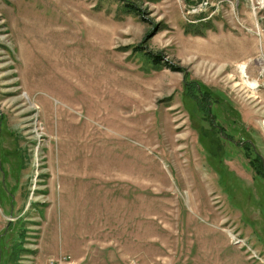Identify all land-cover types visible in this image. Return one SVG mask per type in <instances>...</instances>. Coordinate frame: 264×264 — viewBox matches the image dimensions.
Segmentation results:
<instances>
[{"label":"rangeland","instance_id":"1","mask_svg":"<svg viewBox=\"0 0 264 264\" xmlns=\"http://www.w3.org/2000/svg\"><path fill=\"white\" fill-rule=\"evenodd\" d=\"M254 3L0 0V264H264Z\"/></svg>","mask_w":264,"mask_h":264},{"label":"bare ground","instance_id":"2","mask_svg":"<svg viewBox=\"0 0 264 264\" xmlns=\"http://www.w3.org/2000/svg\"><path fill=\"white\" fill-rule=\"evenodd\" d=\"M237 69L240 71L246 87L253 91L264 82V62L262 59L256 62L239 64Z\"/></svg>","mask_w":264,"mask_h":264},{"label":"built area","instance_id":"3","mask_svg":"<svg viewBox=\"0 0 264 264\" xmlns=\"http://www.w3.org/2000/svg\"><path fill=\"white\" fill-rule=\"evenodd\" d=\"M256 10H262L261 0H255V3L252 6L251 12L255 14ZM46 264H72L68 256L58 255L56 257L49 258L46 260Z\"/></svg>","mask_w":264,"mask_h":264},{"label":"crops","instance_id":"4","mask_svg":"<svg viewBox=\"0 0 264 264\" xmlns=\"http://www.w3.org/2000/svg\"><path fill=\"white\" fill-rule=\"evenodd\" d=\"M39 248H40V246H39ZM36 251H37V252H36L35 254H36L37 257H40L38 254L41 252V255H42V258H41V259H42V261H45V260H46V257H48V256H54V255H50V254H49L48 256H44V255L42 254V250H41V248H40V249H37ZM55 256H57V255H55Z\"/></svg>","mask_w":264,"mask_h":264},{"label":"flooded vegetation","instance_id":"5","mask_svg":"<svg viewBox=\"0 0 264 264\" xmlns=\"http://www.w3.org/2000/svg\"><path fill=\"white\" fill-rule=\"evenodd\" d=\"M224 137H225V140H226V141H229V140L232 141V140H233L231 137L229 138V136H225V135H224ZM233 141H234V140H233Z\"/></svg>","mask_w":264,"mask_h":264},{"label":"water","instance_id":"6","mask_svg":"<svg viewBox=\"0 0 264 264\" xmlns=\"http://www.w3.org/2000/svg\"><path fill=\"white\" fill-rule=\"evenodd\" d=\"M261 7L264 9V0H261Z\"/></svg>","mask_w":264,"mask_h":264},{"label":"trees","instance_id":"7","mask_svg":"<svg viewBox=\"0 0 264 264\" xmlns=\"http://www.w3.org/2000/svg\"><path fill=\"white\" fill-rule=\"evenodd\" d=\"M155 60V59H154ZM153 61V60H152ZM155 62V61H154ZM258 173L260 172V174H262L264 176V173L260 170L257 171Z\"/></svg>","mask_w":264,"mask_h":264}]
</instances>
